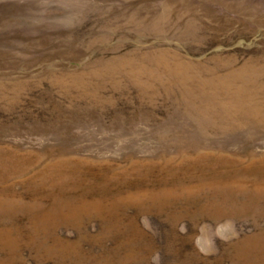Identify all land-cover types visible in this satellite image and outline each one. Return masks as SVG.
I'll list each match as a JSON object with an SVG mask.
<instances>
[{
    "label": "rangeland",
    "instance_id": "obj_1",
    "mask_svg": "<svg viewBox=\"0 0 264 264\" xmlns=\"http://www.w3.org/2000/svg\"><path fill=\"white\" fill-rule=\"evenodd\" d=\"M0 264H264V0H0Z\"/></svg>",
    "mask_w": 264,
    "mask_h": 264
}]
</instances>
